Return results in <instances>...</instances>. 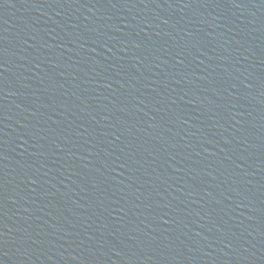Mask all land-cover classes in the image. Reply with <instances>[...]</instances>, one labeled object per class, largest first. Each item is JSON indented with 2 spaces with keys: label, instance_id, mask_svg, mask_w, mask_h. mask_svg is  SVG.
Returning <instances> with one entry per match:
<instances>
[{
  "label": "water",
  "instance_id": "obj_1",
  "mask_svg": "<svg viewBox=\"0 0 264 264\" xmlns=\"http://www.w3.org/2000/svg\"><path fill=\"white\" fill-rule=\"evenodd\" d=\"M0 264H264V0H0Z\"/></svg>",
  "mask_w": 264,
  "mask_h": 264
}]
</instances>
